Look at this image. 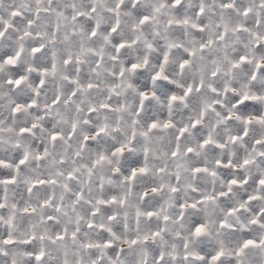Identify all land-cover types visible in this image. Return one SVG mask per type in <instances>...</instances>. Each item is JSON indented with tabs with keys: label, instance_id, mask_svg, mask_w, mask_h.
<instances>
[{
	"label": "snow or ice",
	"instance_id": "snow-or-ice-1",
	"mask_svg": "<svg viewBox=\"0 0 264 264\" xmlns=\"http://www.w3.org/2000/svg\"><path fill=\"white\" fill-rule=\"evenodd\" d=\"M0 264H264V0H0Z\"/></svg>",
	"mask_w": 264,
	"mask_h": 264
}]
</instances>
